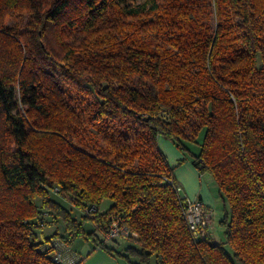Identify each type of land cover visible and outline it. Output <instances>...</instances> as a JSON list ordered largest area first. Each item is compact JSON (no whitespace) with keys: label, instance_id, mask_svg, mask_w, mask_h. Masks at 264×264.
<instances>
[{"label":"trees","instance_id":"1","mask_svg":"<svg viewBox=\"0 0 264 264\" xmlns=\"http://www.w3.org/2000/svg\"><path fill=\"white\" fill-rule=\"evenodd\" d=\"M136 1L0 0V264L79 238L132 264H264V0ZM160 138L216 182L224 241L194 240ZM46 216L70 236L41 238ZM114 221L138 234L124 253L98 237Z\"/></svg>","mask_w":264,"mask_h":264},{"label":"rangeland","instance_id":"2","mask_svg":"<svg viewBox=\"0 0 264 264\" xmlns=\"http://www.w3.org/2000/svg\"><path fill=\"white\" fill-rule=\"evenodd\" d=\"M177 1L190 3V6H196V9L199 11H200L201 6H208V7L211 6V0H177ZM205 1H206V5H203V2ZM160 2L163 3L167 1L161 0ZM143 3H144V0H137L136 2L129 4V7H138ZM150 18H151L150 20H154V16H151ZM209 22L211 26L214 27L215 25L214 17L211 16V18L209 19ZM201 141H202V138L199 139V142ZM197 149H198V146L196 147L195 150L197 151ZM51 193L54 199L58 200L64 207H66L69 211H71L75 219H77L79 222L82 221L83 219L82 217L86 215V212L84 210L76 208L70 202L63 199L60 195H58L55 191H52ZM110 204H111L110 201L107 200L106 203L101 208L102 211H105ZM216 214L217 212L215 213V218H214V224H215L214 230L215 229L216 230L212 231V235L216 242H220V241H224V233H225V227L221 224L225 216L223 207L222 209L220 208L217 216ZM45 220L48 221V223H46V227H44L42 231L39 230V236H41V238H43L42 236L49 237L57 232H60L61 234H63V236H66V237L70 236V234L66 232L65 227L62 222L54 223L53 220L49 217H47V219ZM216 222H217V225H216ZM84 228L88 232H91L92 230H94L90 222H84ZM98 237L101 240H103V237L101 236L100 233L98 234ZM85 244H89L95 250L92 249V252H90L87 256L83 257L84 259H83L82 264H132L128 262V260L125 259L124 257L111 255L106 250L100 248L95 242L86 241L81 238L75 240L74 249H77L78 251L83 252V248ZM107 246L110 248L116 249V251L118 252L124 253L125 250L130 246V244L127 243L126 241L121 240L117 243H107ZM227 251L229 254H231V251L229 248H227ZM131 261L133 263H137L138 259L133 257ZM152 264H157L155 258L152 260Z\"/></svg>","mask_w":264,"mask_h":264},{"label":"crops","instance_id":"3","mask_svg":"<svg viewBox=\"0 0 264 264\" xmlns=\"http://www.w3.org/2000/svg\"><path fill=\"white\" fill-rule=\"evenodd\" d=\"M159 146L161 151L167 157L169 165L175 169V176L178 182V186L183 189V193L185 196L191 199H200L205 205L213 208L215 213L217 212L216 216L218 215L220 208L222 209L223 207L224 212L228 210L227 204L220 197L218 186L211 176L201 175V173L194 166L193 162L190 159H186L185 155L182 154L169 140L160 138ZM182 160L186 161L182 165H180V161ZM105 203L106 201L104 202V204ZM110 203L112 204L111 201ZM111 204L108 206V208L111 206ZM107 209L105 211H107ZM105 211H102L101 209V212ZM211 237L215 241L212 233ZM74 242L75 241L72 242L70 247L80 259H84L83 257L92 252V249L95 250L89 244H85L83 252L78 251L77 249H74Z\"/></svg>","mask_w":264,"mask_h":264},{"label":"built area","instance_id":"4","mask_svg":"<svg viewBox=\"0 0 264 264\" xmlns=\"http://www.w3.org/2000/svg\"><path fill=\"white\" fill-rule=\"evenodd\" d=\"M178 193L187 201V210L185 213L186 221L190 232L196 242L206 240L214 230L215 211L213 208L205 205L200 199H191L184 195L180 186L176 187ZM58 192V188L55 189ZM90 210L86 212L88 215ZM104 242L117 243L119 241L134 242L138 238V234L130 231L121 225L119 221H114L110 230L106 234L101 235ZM55 253L54 261L57 264H78L80 258L65 243L56 242L54 244Z\"/></svg>","mask_w":264,"mask_h":264}]
</instances>
